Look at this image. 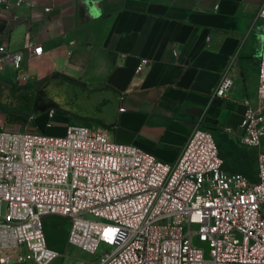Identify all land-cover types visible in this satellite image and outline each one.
Here are the masks:
<instances>
[{
  "label": "crops",
  "instance_id": "crops-1",
  "mask_svg": "<svg viewBox=\"0 0 264 264\" xmlns=\"http://www.w3.org/2000/svg\"><path fill=\"white\" fill-rule=\"evenodd\" d=\"M263 1L10 0V9L0 8V37L9 29V49L22 51L30 33L44 53L24 52L28 82L18 83L12 68L0 72V129L36 127L27 117L36 105L48 120L55 111L65 131L101 127L114 141L173 164L203 119L225 170L254 181L256 151L237 132L244 102L258 96ZM143 60L149 66L135 73ZM224 77L232 87L216 98ZM60 219L63 247L52 237L48 246L62 254L70 222ZM19 255L0 250L11 264H34L18 263Z\"/></svg>",
  "mask_w": 264,
  "mask_h": 264
},
{
  "label": "built area",
  "instance_id": "built-area-1",
  "mask_svg": "<svg viewBox=\"0 0 264 264\" xmlns=\"http://www.w3.org/2000/svg\"><path fill=\"white\" fill-rule=\"evenodd\" d=\"M0 8L10 9V0ZM258 17V96L244 102L237 132L256 151L254 181L225 170L203 119L173 164L114 141L101 127L70 126L63 136L2 127L0 250L20 249L18 263L56 264L62 254L48 246L43 220L58 216L70 222L69 245L92 255L111 250L96 264H264V1ZM8 35L0 37V72L12 68L18 83L28 82L24 52L41 57L44 48L29 33L22 51H12ZM148 66L143 60L135 73ZM231 87L224 77L214 97L226 98Z\"/></svg>",
  "mask_w": 264,
  "mask_h": 264
},
{
  "label": "rangeland",
  "instance_id": "rangeland-1",
  "mask_svg": "<svg viewBox=\"0 0 264 264\" xmlns=\"http://www.w3.org/2000/svg\"><path fill=\"white\" fill-rule=\"evenodd\" d=\"M30 111L31 115H28L27 117L34 119V123L39 133L49 136L65 135L66 131L64 127L61 126L62 124H60L61 121L57 114L48 120L45 119L41 113V110L36 105L35 107H32ZM60 218L57 217L43 220V225L47 241L49 242L50 237H52L53 242L57 246L63 247V243L61 242V233L63 228L66 226V222ZM110 251L111 250L109 248L101 246L99 252L95 255H92L82 251L77 247L68 245L62 253V257L57 260L56 264H96L100 261L101 257L104 256L105 253Z\"/></svg>",
  "mask_w": 264,
  "mask_h": 264
}]
</instances>
